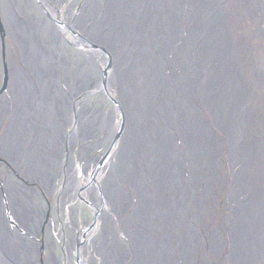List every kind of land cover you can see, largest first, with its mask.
<instances>
[{
  "label": "bare ground",
  "instance_id": "1",
  "mask_svg": "<svg viewBox=\"0 0 264 264\" xmlns=\"http://www.w3.org/2000/svg\"><path fill=\"white\" fill-rule=\"evenodd\" d=\"M89 2L86 15L96 29L88 40L107 52L111 67L85 46L82 63L105 72L124 121L97 177L117 194L106 207L121 210L127 249L120 264H264V1ZM43 35L25 31L29 71L11 89L9 108L16 112L1 147L10 161L24 155L35 163L30 181L67 158V186L76 189L92 167L84 163L81 175L73 169L77 144L93 136L94 116L111 140L119 115L82 63L63 65L42 54ZM63 85L72 86L69 93ZM8 196L13 210L22 208L14 217L27 213L25 198L13 190ZM217 207L210 222L209 208ZM21 241L27 264H35L34 249ZM9 244L7 264H18Z\"/></svg>",
  "mask_w": 264,
  "mask_h": 264
},
{
  "label": "flooded vegetation",
  "instance_id": "2",
  "mask_svg": "<svg viewBox=\"0 0 264 264\" xmlns=\"http://www.w3.org/2000/svg\"><path fill=\"white\" fill-rule=\"evenodd\" d=\"M89 9V0H0V192L5 205L9 201L8 194L11 190L28 202V206L26 205L28 214L21 211L15 217L16 222H19L15 225V231H18L19 237L27 246L34 249L35 264H120L122 255L126 254V240L119 233L121 210L117 206L108 210L106 207L108 197L115 199L117 194L113 189L110 191L102 181L97 180L98 172L109 163L110 157L103 163L101 161L117 132L107 147L110 138H105L104 134L99 132V129L103 132L102 124L96 116L93 117V136L77 144L76 154L79 153L80 160L73 162V169L81 175L91 165L92 167L90 172L85 174V178L80 176L84 181H81L79 187L76 184V189L67 186V176L65 177L69 166L67 158L62 159L61 166L53 165L45 169L43 179L41 174V179L30 181L28 174L34 171L35 163L33 161L29 163L24 155L16 156L10 161L4 157L5 152L1 147V141L3 144L16 112L9 108L13 103L11 89L17 82L19 87L20 79L27 76L29 71L25 65L23 51L26 30L44 32L43 37L41 36V48L46 58L52 59L50 57L52 54L63 65L71 62L82 63V52L87 51L85 46L90 51L102 55L105 61L107 60L105 67L110 70L107 52L99 44L88 40V34L96 29V26H93L95 18L86 15ZM50 29L57 31L56 34L60 36H66L73 43H62L60 38L54 39L49 33ZM82 43L83 48H79ZM79 68L84 74L91 72L97 76L99 80L97 87L103 97L102 101L107 103L105 97L114 107L107 104L116 109L119 115L118 131L122 121L118 105L107 93L105 72L91 70L88 63H82ZM94 82L96 83L95 79ZM71 87L63 85L62 90L69 93ZM91 100L93 101L92 98ZM84 163L88 169L81 167ZM118 205L120 206L119 203ZM10 207L12 212L22 209L18 204H15L14 210L11 204ZM29 215L30 227L21 228L19 225L21 219ZM123 264H127L125 259Z\"/></svg>",
  "mask_w": 264,
  "mask_h": 264
},
{
  "label": "water",
  "instance_id": "3",
  "mask_svg": "<svg viewBox=\"0 0 264 264\" xmlns=\"http://www.w3.org/2000/svg\"><path fill=\"white\" fill-rule=\"evenodd\" d=\"M121 123H122V127L120 126L119 130L117 131V134L112 143V146L115 145L116 141L118 140L119 136L121 135L123 131L124 121H122ZM109 156H110V151L108 150L103 160L101 161V163L107 160ZM3 199L4 198L0 192V264H7V261L3 255L5 245L7 243L8 244L10 243V241L7 240L8 237L5 236L6 231H7V234H9L10 237L12 238V243L9 245L11 246V250L14 252L13 254L16 257L15 261L18 264H27L30 261V259L28 260L27 258V249L22 243L20 237L16 234V232L18 233V231H15L16 229L15 225H18L19 222L17 223L15 217L13 216V212L10 207V202L8 201V203H6L5 205ZM24 211H25V208H24ZM28 255L31 256L30 254ZM7 257L8 259H11V257L8 254H7Z\"/></svg>",
  "mask_w": 264,
  "mask_h": 264
},
{
  "label": "rangeland",
  "instance_id": "4",
  "mask_svg": "<svg viewBox=\"0 0 264 264\" xmlns=\"http://www.w3.org/2000/svg\"><path fill=\"white\" fill-rule=\"evenodd\" d=\"M97 54H98V53H97ZM99 55H100V54H99ZM100 56L103 58L102 55H100ZM103 60H104V58H103ZM104 99H105V101H106L110 106L114 107V105H113L112 103L108 102V101L106 100L105 97H104ZM110 106H109V107H110ZM120 126L122 127V123L120 124ZM217 135L220 136V138H222V135H221V134L218 133ZM111 141H112V139L108 141V143H107V147H108V145L110 144ZM107 147H106V148H107ZM226 154H227V152H226ZM0 158H1V157H0ZM227 173H228V172H227ZM219 208H220V207H219ZM209 210H210V216H211V220H210V222H213V223H214L213 219L216 218V217H213L212 214H215V215L217 214L218 207L216 208L215 212H213L212 208H209ZM23 220H24V218L21 219V224H20V225H23V223H22ZM23 226H24V225H23ZM23 226H22V227H23ZM23 228H24V227H23ZM222 239H224V235H223ZM223 243H224V242H223ZM225 247H226V246H225ZM222 252H223V253H222V256L219 257V258H221V259H222L223 255H224V253H225V250H223Z\"/></svg>",
  "mask_w": 264,
  "mask_h": 264
}]
</instances>
